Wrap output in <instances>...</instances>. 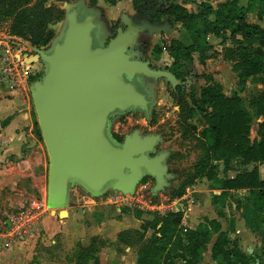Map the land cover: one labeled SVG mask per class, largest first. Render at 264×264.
<instances>
[{"label":"rangeland","instance_id":"rangeland-1","mask_svg":"<svg viewBox=\"0 0 264 264\" xmlns=\"http://www.w3.org/2000/svg\"><path fill=\"white\" fill-rule=\"evenodd\" d=\"M19 1L22 7H33L40 0ZM186 1L185 6L190 7L188 9L179 4L183 0H179V3L178 0H47L45 7H57L64 12L60 22L49 26L55 34L52 41L47 46L34 47L30 41L14 35L29 42L34 49L31 54L33 57L29 59L33 65L36 64L32 81L41 85H46L49 81L53 71L49 60L59 48L65 49L73 25H90V28L87 27L89 56L96 50L108 51L117 39L129 33L133 40L130 43L125 41L123 56L130 62L148 63L151 70L160 73L158 77H149L143 73L129 77L114 72L110 76L111 81H121L131 87L143 98L144 103L125 108L114 107L108 113L105 126L98 131L117 154L124 151L127 142L145 143L150 140V149L134 157L147 156L156 160L160 172H150L146 165H141L140 173L135 175L130 167H126V173L133 180L126 191L117 188L119 180L116 178L104 177L97 189L79 176H70L64 200L60 204H52L47 211L58 212L59 220H68L74 225L70 237H74L76 241L80 238V241L76 248V243H70L66 244V250L60 249L59 252L57 249L64 245L62 239L58 240V245L48 248L56 249L51 252L53 260L58 258L56 264H145V255L155 247V229L161 226L168 215L177 213L174 202L187 194V188L192 184L203 183L201 177H198V169L206 163L201 133L208 126V121L200 111L204 90L209 86H216L224 94L225 87V91L231 94L237 80L236 93L241 95L247 111L254 117L248 103L264 91V77L240 80L243 71L240 59L244 56L251 57L253 51L236 52L229 37L226 38L227 42L215 44L203 56L196 53L190 57L179 47L193 44L182 9L186 8L187 14L193 15L200 11L202 3H208L214 11L211 15L213 20L218 6L224 0ZM242 4L247 6L245 0ZM8 10V4L1 6L0 35L12 34L14 17L5 15ZM247 20L264 27V22H260L254 13L249 14ZM157 46L160 51L154 52ZM215 47L217 50H214ZM176 55L180 57V65L176 71H172ZM210 60L225 65L218 71L221 81L226 83L224 87L217 84L212 74H209L207 63ZM33 90L35 93V86ZM32 94L31 125L35 127V137L47 153ZM205 110L211 112V108L205 107ZM256 135L257 127L254 126L251 139H256ZM217 165L216 172L223 180L233 179L244 170L239 161H234L227 173L224 172L223 162ZM208 170L209 167L206 168ZM210 189L214 191L207 193L203 200L202 193ZM194 195L205 212L210 209L212 196L214 202L218 201L223 206L227 204L229 209L224 212L227 215V228L229 224H233L234 219L228 216L229 212L235 206L237 208L239 199L244 198L242 193L235 190H227L223 194L220 184L208 180ZM118 196L119 201L124 199L125 202L118 203ZM244 204L245 202L241 203V207L237 208L238 212H243ZM226 238L231 249L242 248L239 239L234 238L232 233L226 234ZM82 239L85 244L81 242ZM216 239L217 235L203 250L200 264H214L211 253ZM254 257L252 259L256 264L255 259L259 256L254 254ZM37 262L44 263L42 260ZM178 264L183 263L179 261Z\"/></svg>","mask_w":264,"mask_h":264},{"label":"trees","instance_id":"trees-1","mask_svg":"<svg viewBox=\"0 0 264 264\" xmlns=\"http://www.w3.org/2000/svg\"><path fill=\"white\" fill-rule=\"evenodd\" d=\"M46 1L40 0L33 7H22L19 0H0V12L1 6L8 4L9 12L5 15L14 17L12 34L25 38L34 47L47 46L55 36L49 26L63 19L64 12L57 7H45ZM245 1L247 6H241L239 0L221 3L213 20L211 15L214 11L208 3H202L200 11L193 15H188L186 8L182 9L193 44L179 47L190 57L196 53L203 56L209 49L208 36L223 41H227L226 38L229 37L236 52L253 51L251 57L244 56L240 59L243 65L240 80L264 77V27L246 20L248 13L253 11L258 13L260 21H264V0ZM155 51L159 52L160 48L155 47ZM179 65L180 57L176 55L171 70L176 71ZM200 106L208 126L201 133L206 163L198 169V177H206L220 184V190L224 194L227 190L243 191L246 223L252 230L262 231L264 242V227L260 229L264 226V181L260 179L258 168L260 164H264V91L248 103L254 117L237 94L227 97L216 86H209L204 90ZM205 107L211 108V112H206ZM255 119L258 120L256 125ZM254 126L257 127V135L252 140ZM234 161H239L244 170L233 179H219L216 172L218 165L215 162H223L224 172L227 173ZM250 166L254 167L250 170ZM241 203L239 201L238 208ZM181 218L179 213L168 215L161 226L155 229V247L145 255V264H178L179 261L183 264H200L203 250L215 235L217 239L211 253L214 264H252V257L229 247L226 233L222 231L219 221L205 219L197 229H191L182 223ZM230 231H233V227Z\"/></svg>","mask_w":264,"mask_h":264},{"label":"water","instance_id":"water-1","mask_svg":"<svg viewBox=\"0 0 264 264\" xmlns=\"http://www.w3.org/2000/svg\"><path fill=\"white\" fill-rule=\"evenodd\" d=\"M89 26H71L67 46L59 48L49 60L53 65L49 81L46 85L35 83V93L33 90L49 157V200L55 205L64 200L70 176H79L97 189L104 177L116 178L117 188L126 191L133 181L126 167L135 175L140 173L141 165L150 172H160L156 160L134 157L150 149V140L127 142L124 151L117 154L98 134L111 109L144 103L131 87L111 81L114 72L129 77L137 73L158 77L160 73L149 70L146 63L130 62L123 56L125 41L133 40L129 33L117 39L108 51L96 50L89 56Z\"/></svg>","mask_w":264,"mask_h":264},{"label":"crops","instance_id":"crops-1","mask_svg":"<svg viewBox=\"0 0 264 264\" xmlns=\"http://www.w3.org/2000/svg\"><path fill=\"white\" fill-rule=\"evenodd\" d=\"M226 1L224 0L222 3ZM242 1L239 0L240 5L244 6ZM185 3L187 1L183 0V3L179 4L185 6ZM185 7L187 9L190 8L189 6ZM253 13L258 18L257 12L252 11L248 15ZM207 41L210 51L215 44L227 42L211 35L207 37ZM208 50L206 51L207 53ZM214 50H217V48L215 47ZM206 52L205 54H207ZM146 64L148 65V63ZM207 66L210 68L209 74H212L214 81L224 87L226 83L221 81V75L218 71H221L220 69L225 67V65L221 62L210 60ZM148 68L151 70L149 65ZM151 71L155 72L154 70ZM234 83L235 90L231 87L234 90L231 94L227 93L224 87V94L227 97H233L237 94V80ZM31 85L24 92L12 91L4 85H0V225H8L10 217L24 212L33 201L42 203L46 213L38 230L19 241H15L9 248L0 249V264H38L37 261L39 260L44 262L41 264H56L55 262L58 258L53 260L51 256V252L56 251V249L48 248L58 245V240L62 239L64 245L57 249L59 252L60 249L66 250V244L70 245V243H76V248L80 241L78 237L77 241L74 237H70L74 225L69 223L68 220H59L58 212L47 211L49 206L52 205L49 200V157H47L41 142L35 137V127L31 125V93H33L35 82ZM237 96L240 97L241 95ZM256 124L257 120L255 119L254 125ZM217 163L220 162H215L216 165ZM248 168L252 169L251 167ZM258 168L260 179L264 181V164H260ZM200 180L203 181L202 184L200 182L192 184L187 188V194L182 195L174 202L175 212L182 215V223L191 229H197L200 224L204 223L205 219L219 221L223 232L229 235L232 233L234 238L239 239L242 244L240 251L243 250V253L252 258H255L254 254H257L259 258L255 259L257 261L256 264H263L264 242L262 231L252 230L246 223L244 212L237 211L239 201L245 202L244 192L238 191V193L243 194L244 198L237 201V208L234 205V210L230 209L228 216H232L234 219L233 224L228 225V229L225 225V222L227 223V215H224V212L226 213V210L229 209L227 204L223 206L218 201L214 202L211 195L212 203H210V209L207 212L203 211V208L199 206L194 194L203 187L208 179L203 177ZM210 191L214 190L210 189L202 193L204 196L202 197V199L204 198L203 200L206 199L207 193L211 194ZM231 227H233V231H230ZM263 227L260 229H263ZM81 242L85 244L84 239ZM50 256L51 258H49Z\"/></svg>","mask_w":264,"mask_h":264},{"label":"built area","instance_id":"built-area-1","mask_svg":"<svg viewBox=\"0 0 264 264\" xmlns=\"http://www.w3.org/2000/svg\"><path fill=\"white\" fill-rule=\"evenodd\" d=\"M34 49L26 40L18 38L10 33L0 35V85H4L12 91H27L33 83L35 70L32 62ZM118 203L125 202L124 199ZM46 213L42 203L31 204L20 214H14L9 218L8 225H0V249L9 248L15 241L38 230L42 218Z\"/></svg>","mask_w":264,"mask_h":264}]
</instances>
